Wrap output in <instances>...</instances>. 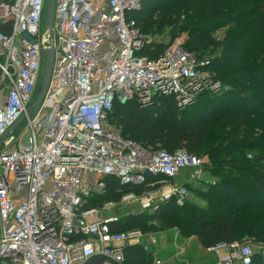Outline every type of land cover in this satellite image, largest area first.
<instances>
[{"label": "built area", "instance_id": "obj_1", "mask_svg": "<svg viewBox=\"0 0 264 264\" xmlns=\"http://www.w3.org/2000/svg\"><path fill=\"white\" fill-rule=\"evenodd\" d=\"M141 1L55 0L52 32L46 26L40 32L46 0H0L6 28L0 29V264H85L95 255L102 264H123L124 248L141 232H112L109 223L118 216L103 212L130 206L154 212L160 203L188 199L186 183L199 178L206 156L146 150L108 121L115 102L142 107L159 94L182 109L198 93L219 88L205 70L209 59L180 40L156 58L138 54L146 41L127 14ZM47 47L54 53L50 80L33 109ZM23 114L17 135L1 140ZM181 174L185 181L178 183ZM110 176L122 187L152 189L84 207ZM206 250L217 264H250L256 254L237 241ZM258 253L264 256V246Z\"/></svg>", "mask_w": 264, "mask_h": 264}, {"label": "trees", "instance_id": "obj_2", "mask_svg": "<svg viewBox=\"0 0 264 264\" xmlns=\"http://www.w3.org/2000/svg\"><path fill=\"white\" fill-rule=\"evenodd\" d=\"M127 17L145 35L167 31L172 42L185 34L183 48L209 59L205 70L216 69L222 90L201 92L184 109H178L172 96L159 94L146 107L134 100L115 102L108 121L116 119L121 135L146 150L183 149L208 156L209 163L202 169L216 179L201 192L202 205L185 200L180 206L170 200L154 212H129L109 223L110 230L152 231L155 227L149 223L154 218L168 213L176 217L183 210L180 217L186 218L203 248L218 242L263 240L264 0H142L140 8ZM165 43H146L138 54L156 58L167 48ZM161 177L147 178V182ZM104 182L103 192L88 197L84 207L118 201L129 191L142 194L152 189L122 187L113 176ZM186 186L191 191V182ZM124 254L123 264H149L155 258L139 245L126 246ZM102 261V256L95 255L85 264ZM250 264H264V256L254 254Z\"/></svg>", "mask_w": 264, "mask_h": 264}, {"label": "rangeland", "instance_id": "obj_3", "mask_svg": "<svg viewBox=\"0 0 264 264\" xmlns=\"http://www.w3.org/2000/svg\"><path fill=\"white\" fill-rule=\"evenodd\" d=\"M45 18L42 21L40 25V32H42L45 28ZM167 31L163 33H154V34H148L145 35L143 33L142 36L144 37L147 45L153 44V43H165L167 47L174 41V40H180L181 45H184L185 41V34H179L172 42H169ZM222 32H218L216 36H220ZM173 44V43H172ZM43 70V62L41 64L40 73L38 75L37 82H40L41 75ZM207 73L210 74L211 78L214 79L218 83V89L216 91H209L204 90L210 93H220L222 90V83L220 80L216 78V75L214 72H216V69L206 70ZM39 86L37 89L36 94L38 93ZM202 91V92H204ZM201 93V92H200ZM198 93L195 96V99L193 103L196 101L197 96L200 94ZM229 98V97H227ZM192 104V103H191ZM190 104V105H191ZM150 105V104H149ZM190 105H187L185 107H188ZM148 105L142 106L146 107ZM177 106V105H176ZM184 107V108H185ZM182 108V109H184ZM113 122L111 120L110 125L113 126L116 130H120L119 126L117 125V120L114 119ZM19 128L16 127L12 132L7 134L8 136L13 135L16 136L18 133ZM209 140V137L207 141ZM207 144V142H206ZM207 162L209 161L208 156H206ZM204 163L205 165H208V163ZM192 169H187L186 172H191ZM184 173V172H183ZM199 178H195L194 181L191 182V191L188 199H186L187 202L193 204V205H202L204 204V201L202 198V191L206 189V185L209 183H213V181L216 179L214 175H210L207 170H203L198 175ZM178 183H182L185 181L184 174H181L175 179ZM181 206V205H180ZM131 207V210L127 207L125 208H110L108 210H105L103 212V215L105 217L116 215L119 217L129 213H136V207ZM130 210V211H129ZM183 214V210H181L176 217H173L172 214H163L159 216V218H154L153 221L149 223L150 226H154L155 230L152 231H143L140 228L141 237L139 238V241L137 245L141 246L142 249L145 252H152L155 254L158 253L157 250H160L162 252V255L160 254L159 259L155 258L152 262L149 264H214L212 256H210L209 252L206 250V248H203L199 242L197 241V238L195 235L191 234V225L186 222L185 217H180V215ZM159 235H163V237L159 238ZM240 242V241H239ZM240 243L250 245L252 247V250L255 253H258L261 248L264 246V239L263 240H251V241H241ZM215 255V254H214Z\"/></svg>", "mask_w": 264, "mask_h": 264}, {"label": "water", "instance_id": "obj_4", "mask_svg": "<svg viewBox=\"0 0 264 264\" xmlns=\"http://www.w3.org/2000/svg\"><path fill=\"white\" fill-rule=\"evenodd\" d=\"M54 4H55V0H46L45 25L47 29L49 30V32H52V18H53ZM42 53L44 54V64H43L41 79L39 82V90H38V93L36 94V98L34 102L30 106V108H33V109L38 106V104L40 103V101L42 100L45 94L46 88L50 80L51 70H52L53 54H54L53 48L52 47L44 48L42 49ZM30 108H28V110ZM23 117H24V114L21 115L15 121V123L4 132V134L1 136V140L17 127V125L22 121ZM145 175L150 176L151 173L147 171L145 172Z\"/></svg>", "mask_w": 264, "mask_h": 264}, {"label": "crops", "instance_id": "obj_5", "mask_svg": "<svg viewBox=\"0 0 264 264\" xmlns=\"http://www.w3.org/2000/svg\"><path fill=\"white\" fill-rule=\"evenodd\" d=\"M160 237H163V235H159V238ZM138 243V242H137ZM137 243H135V244H130V245H127V246H134V245H137ZM157 254H156V256L157 257H155V258H158L159 259V257H160V254L162 255V252L160 251V250H157ZM209 254H210V256H212V258H213V261H214V264H217V257H216V255H214L213 253H211V252H209ZM155 258H154V260H155Z\"/></svg>", "mask_w": 264, "mask_h": 264}]
</instances>
